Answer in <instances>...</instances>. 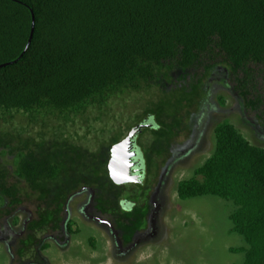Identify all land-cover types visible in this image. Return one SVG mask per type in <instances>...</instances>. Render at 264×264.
Instances as JSON below:
<instances>
[{"label": "trees", "instance_id": "16d2710c", "mask_svg": "<svg viewBox=\"0 0 264 264\" xmlns=\"http://www.w3.org/2000/svg\"><path fill=\"white\" fill-rule=\"evenodd\" d=\"M32 13L35 33L25 52ZM3 65L0 153L14 157L12 177L40 201L20 241L19 257L26 258L40 233L61 230L67 202L82 187L95 190L104 213L133 218L135 230L148 224L149 180L181 131V121L169 125L165 115L202 103L204 82L215 68L226 69L246 119L264 128V0H0ZM177 69L185 76L173 92L128 127L152 117L156 123L136 137L151 138L147 145L139 140L146 179L128 192L109 171L110 148L123 132L97 155L65 138L63 128L90 112L104 120L114 105L171 81ZM215 134L213 156L179 184V197L231 203L233 233L247 244L231 252L245 254L238 264H264V148L231 123H221ZM8 177L0 162V218L23 203L21 188Z\"/></svg>", "mask_w": 264, "mask_h": 264}, {"label": "rangeland", "instance_id": "374dc122", "mask_svg": "<svg viewBox=\"0 0 264 264\" xmlns=\"http://www.w3.org/2000/svg\"><path fill=\"white\" fill-rule=\"evenodd\" d=\"M170 76L171 81L165 80L158 88L132 95L122 107L114 105L104 120H98V115L90 112L63 128L65 138L84 145L97 155L102 146H113L112 139L118 134H125L124 139H120L121 143L136 130L129 154L134 152L137 155L134 159L139 173L142 171L143 174L141 180L121 184L126 186L128 192L134 190L132 186L146 179L145 155L139 140L147 145L151 138L148 133L139 140L136 137L143 129L151 128L156 123L152 117L146 123L130 129L128 127L137 115L171 94L174 84L185 74L177 69L171 71ZM227 78L225 68H215L204 82L202 103L182 111L180 115L173 111L165 115V122L169 125L181 121V131L172 142L167 160L162 158L157 166L158 171L153 169L155 177L152 175L150 178V188L147 190L148 224L137 230L133 229V218H119L100 210L95 190L82 187L67 202L61 230L40 233L30 256L20 258V241L26 238L29 222L37 216L40 201L22 181L12 177L14 157H4L0 153V162L9 172L8 179L21 188L23 200L18 207L4 209L9 214L5 211L0 218V264L244 262L245 254L231 252L247 247L243 237L233 233L230 220L233 205L211 196L184 200L178 193L179 184L193 178L196 171L213 156L216 149L215 131L221 123H231L252 145L264 148V128L259 121L246 119L241 102L230 90ZM137 176L139 178V174Z\"/></svg>", "mask_w": 264, "mask_h": 264}, {"label": "water", "instance_id": "95a60500", "mask_svg": "<svg viewBox=\"0 0 264 264\" xmlns=\"http://www.w3.org/2000/svg\"><path fill=\"white\" fill-rule=\"evenodd\" d=\"M32 29H31V34H30V38H29V42H28V45L26 47V50L25 52L28 50V48L30 47L31 43H32V40H33V37H34V33H35V16L34 14L32 13ZM7 65H3V66H0V68L2 67H5ZM143 127V126H141ZM139 131H141V129H137ZM137 133L136 130L132 131V133L124 140L122 141L121 143L115 145L113 148H112V151H111V160H110V164H109V171H110V175H111V178L113 179V181L117 184H125V183H130V182H134V181H137V179H140V177L138 178L137 174L138 172H136L137 174H132L133 177L129 180H123L122 177L118 176L120 175V170H119V167H120V162H117L115 161V156H114V150L115 148L118 146V145H122L124 142H126L129 146L131 144V141L133 139V137L135 136V134ZM133 142V141H132ZM129 149L130 147L128 148V152H129ZM130 155V159H129V169L131 170V173H132V168L135 167V163H133V159L137 156L134 152L132 154H129Z\"/></svg>", "mask_w": 264, "mask_h": 264}, {"label": "bare ground", "instance_id": "6f19581e", "mask_svg": "<svg viewBox=\"0 0 264 264\" xmlns=\"http://www.w3.org/2000/svg\"><path fill=\"white\" fill-rule=\"evenodd\" d=\"M129 147L130 146L124 142L122 145H118L114 150L115 161L120 162V175L118 176L122 177L123 180H129L133 177L131 170L129 169Z\"/></svg>", "mask_w": 264, "mask_h": 264}, {"label": "flooded vegetation", "instance_id": "af4514ba", "mask_svg": "<svg viewBox=\"0 0 264 264\" xmlns=\"http://www.w3.org/2000/svg\"><path fill=\"white\" fill-rule=\"evenodd\" d=\"M139 157V156H138ZM134 160V162H135V167H133V169H132V173L133 174H137L136 172H138V174H139V177H140V180H141V178H142V171L139 173V171H140V169L139 168H137V163H136V161H135V159H133ZM137 174V175H138ZM117 184V183H116ZM117 185H120V184H117Z\"/></svg>", "mask_w": 264, "mask_h": 264}, {"label": "clouds", "instance_id": "9594fccd", "mask_svg": "<svg viewBox=\"0 0 264 264\" xmlns=\"http://www.w3.org/2000/svg\"><path fill=\"white\" fill-rule=\"evenodd\" d=\"M134 161V160H133Z\"/></svg>", "mask_w": 264, "mask_h": 264}]
</instances>
